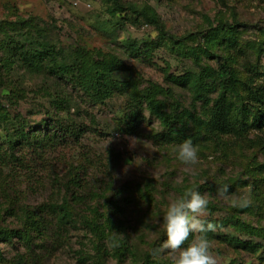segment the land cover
I'll list each match as a JSON object with an SVG mask.
<instances>
[{
	"label": "rangeland",
	"instance_id": "1",
	"mask_svg": "<svg viewBox=\"0 0 264 264\" xmlns=\"http://www.w3.org/2000/svg\"><path fill=\"white\" fill-rule=\"evenodd\" d=\"M121 1L149 7L156 22L128 8L111 14L112 0H0V264H169L153 251L167 239V202L186 187L209 194L202 219L216 225L206 235L217 264H264V130L239 103L251 68L264 81V0ZM237 21V46L223 41L215 53L204 44ZM39 35L61 65L75 45L115 52L108 94L89 96L90 75L72 60L63 71L49 59L18 61L14 46ZM225 51L242 80L225 96L236 135L207 123ZM189 138L198 147L192 166L173 151ZM221 184L247 192L251 206L217 199ZM93 218L97 230L84 226ZM110 238L119 247L109 250Z\"/></svg>",
	"mask_w": 264,
	"mask_h": 264
},
{
	"label": "trees",
	"instance_id": "2",
	"mask_svg": "<svg viewBox=\"0 0 264 264\" xmlns=\"http://www.w3.org/2000/svg\"><path fill=\"white\" fill-rule=\"evenodd\" d=\"M112 5L114 8L110 9V13L114 15L115 11H124L126 8L131 10L133 13L138 14V16H141L145 21L147 22H156L157 19V13L150 11L149 7L145 8H136L135 4L133 2H122L121 0H112ZM243 26V24L239 21L235 22L234 24L229 25L224 24L223 30L221 31V35L216 38L215 42L212 43L210 41L211 34L206 35V39L204 41V44L208 46V48H212L213 51L215 48V53L221 52V44L223 41H226L229 43V47L237 46V39L235 38V31L238 29V27ZM38 37L42 39H32L28 42L27 45H21L16 44L13 48L15 50L14 54L19 52L20 58L16 57L18 61L21 60L24 66H29L31 63L37 62H43L45 59H49L52 63V67L56 68L57 70H66V62L71 61L73 63V66L75 67V64H81L86 68V71L82 72V75H90L89 78L85 79L86 85L87 83H90L91 90H88L89 96H95L97 99H102L108 94V81H109V75L108 69L111 65L115 64V61L117 60V56L115 52L112 51H103L101 48H92L89 49L86 45H75L71 46L70 50L66 53V59L63 60L64 64H60V57L59 52L55 49V45L44 40L43 35H39ZM261 55L264 58V39L261 43ZM227 51L224 52V61H222L220 64L221 66L217 69V75L219 77V80L221 81L222 87L220 91V95L218 96V99L214 102L211 111H210V117L208 119V124L211 130L214 132H217L218 134H238L240 129H236L237 127L233 124L232 120L230 119L232 116L230 115V109L229 105L227 103V100L225 98L226 93L230 90H233L236 92L237 84L239 82H242V80L238 77L236 74L235 69H230V65L227 64L230 61H232L233 57L231 59L226 54ZM200 61V60H199ZM56 64H59L56 66ZM227 64V65H226ZM7 66V63H6ZM5 66V67H6ZM205 70L204 74H209L210 71H212L209 67H207V63L204 64ZM1 69V68H0ZM251 72V75L248 77L247 80H244V84L248 87V93L247 94H239V102L241 104V107L244 108L245 104H249L250 109V115H251V126H255L258 130H264V81L257 82V80L254 77V72L252 68L249 70ZM6 84L5 78L0 72V87L4 86ZM13 92L8 94L7 100L10 104L15 105L19 101L18 91L19 89L13 88ZM169 93V91H168ZM237 94V93H236ZM2 98V97H1ZM1 104V103H0ZM19 115H16L18 118ZM164 120H172L171 115L164 114ZM179 121H182L183 118H179ZM23 123L20 122V125ZM249 127V123H246V128ZM23 129V128H21ZM261 168H264V164L260 166ZM78 179L75 180L74 184L77 183ZM73 184V185H74ZM70 187V186H69ZM74 192V191H73ZM79 195L75 196V198H78ZM96 210V208H94ZM30 216V215H29ZM84 226L93 228L92 230H97L101 226L100 219H88L84 221ZM3 233H6L4 231H1ZM0 232V233H1ZM1 236V234H0ZM147 260H149V257H147Z\"/></svg>",
	"mask_w": 264,
	"mask_h": 264
},
{
	"label": "clouds",
	"instance_id": "3",
	"mask_svg": "<svg viewBox=\"0 0 264 264\" xmlns=\"http://www.w3.org/2000/svg\"><path fill=\"white\" fill-rule=\"evenodd\" d=\"M173 151L176 159L186 166L199 162L198 147L190 138L176 145ZM229 188L228 184L219 185L216 198L230 201L232 207L240 209L251 206L252 201L247 192L236 195L230 193ZM209 203V194H202L193 187H186L182 193L171 198L164 208L161 223L167 239L154 249L153 254L164 255L169 264H217L206 235L208 232H215L216 225L202 219ZM106 246L112 250L119 247V244L114 238H110L106 240ZM108 264H114L111 258Z\"/></svg>",
	"mask_w": 264,
	"mask_h": 264
}]
</instances>
